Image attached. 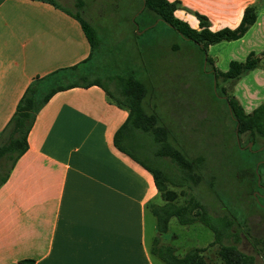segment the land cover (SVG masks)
<instances>
[{"label":"crops","instance_id":"obj_1","mask_svg":"<svg viewBox=\"0 0 264 264\" xmlns=\"http://www.w3.org/2000/svg\"><path fill=\"white\" fill-rule=\"evenodd\" d=\"M177 1L176 17L197 28L188 9L197 11L216 31L237 27L255 0ZM233 47L221 71L263 50L264 4ZM89 51L79 22L61 8L0 0V134L35 77L79 63ZM212 58L219 69V56ZM233 92L246 112L264 103V68L243 76ZM127 117L98 85L59 91L40 109L28 149L0 187V264H155L145 219L157 186L114 145Z\"/></svg>","mask_w":264,"mask_h":264},{"label":"rangeland","instance_id":"obj_2","mask_svg":"<svg viewBox=\"0 0 264 264\" xmlns=\"http://www.w3.org/2000/svg\"><path fill=\"white\" fill-rule=\"evenodd\" d=\"M58 1L73 12L80 11L96 30L99 44L93 62L95 76L112 89L113 83L107 78L135 75L148 91L143 102L145 108L157 113L160 123L171 130L169 143L187 155L203 157L197 163L203 180L198 185L191 184L190 192L213 217L232 220L223 242L252 254L254 264H264L254 245L255 239L264 240L262 141L246 143L243 135V146H239L223 96L212 91L214 78L209 71L212 67L207 65L205 69L203 52L153 15L145 14L146 20L137 18L141 0H82L81 8L76 6L77 0ZM150 22L153 23L145 28ZM233 44L234 41H222L209 46L207 54L219 56L220 70L230 60ZM157 161L162 162L172 180L178 178L181 169L173 161L168 158ZM190 182L182 187L168 186L180 194L182 189L188 190ZM182 200L183 196H179V201ZM155 224L154 216L147 209L145 242L148 247L157 233ZM213 239V232L205 225L199 222L181 225L173 218L168 231L161 236V243L172 245L176 254L183 255L191 248L208 245ZM217 249L218 245L207 246L205 255L211 264H221ZM153 259L155 264H165L155 255Z\"/></svg>","mask_w":264,"mask_h":264},{"label":"trees","instance_id":"obj_3","mask_svg":"<svg viewBox=\"0 0 264 264\" xmlns=\"http://www.w3.org/2000/svg\"><path fill=\"white\" fill-rule=\"evenodd\" d=\"M42 1L61 8L79 22L89 43L90 51L89 55L79 63L59 68L42 77H35L25 89L13 115L0 134V187L9 178L18 159L28 149L29 131L37 113L48 100L62 90L98 85L104 89L111 101L128 111L126 121L115 133L114 145L152 174L159 192L157 199L147 205V209L155 218L157 231L150 249L151 254L159 257L165 264H211L205 251L207 246L218 245L217 256L221 264H254L255 257L252 254L241 251L234 244L223 242L230 230L232 220L227 217H213L198 198L190 192L191 184L198 185L203 180L201 170L197 166V163L203 161V157L187 155L169 143L171 135L169 127L160 123L157 113L147 111L145 108L143 102L148 92L145 84L133 74L113 79L112 77L107 78L113 83L112 89L103 84L102 78L95 76L93 66L99 44L95 28L82 16L80 11L73 12L61 6L58 0ZM143 4L144 8L136 16L137 18L141 17L146 20L147 15L145 14H148L153 15L155 20L159 19L167 25L171 24L172 28L184 39L192 41L203 52V57L206 59L205 69L207 70V65L212 67L209 71L212 78L215 77L216 91L223 96L222 99L227 109L226 114L233 122V133L238 126L239 146H243L241 137L246 135V143L256 142L259 139L264 148V103L256 106L251 112H246L233 92L234 85L243 76L257 68H264V48L260 53L249 52L244 60H231L226 71L217 69L213 58L207 54L210 45L243 37L255 23L258 9L264 4V0H255L246 6L237 27H225L216 31L210 29L207 16L197 11L188 9L198 20L197 28L191 27L186 21L176 17L175 11L182 7L180 1L141 0L140 8ZM83 5L82 0H77L78 8ZM152 23H146L145 28ZM212 91L215 92L214 88ZM163 158L173 161L181 169L176 180H172L168 172L163 169L162 162L160 164L158 161L155 162ZM188 180L192 183L188 184V190L182 189L180 194L168 186L174 184L182 187ZM179 196H183L182 201H179ZM173 218L181 225H190L195 222L205 225L213 232L214 239L204 247L191 248L183 255L176 254L172 245L161 243V236L168 231L169 222ZM254 245L264 260V240L255 239Z\"/></svg>","mask_w":264,"mask_h":264},{"label":"water","instance_id":"obj_4","mask_svg":"<svg viewBox=\"0 0 264 264\" xmlns=\"http://www.w3.org/2000/svg\"><path fill=\"white\" fill-rule=\"evenodd\" d=\"M143 8H144V4L140 8V10L136 13V15H138L143 10ZM133 21H134V18H133ZM168 25L171 26V24H168ZM205 57H206V55H205ZM204 63H206V59L204 60ZM214 91L216 92L215 77H214ZM237 128H238V126L235 128V135H236L237 142L239 144L240 143V140H239V134H238ZM251 145H252V143L249 144V147H251Z\"/></svg>","mask_w":264,"mask_h":264}]
</instances>
